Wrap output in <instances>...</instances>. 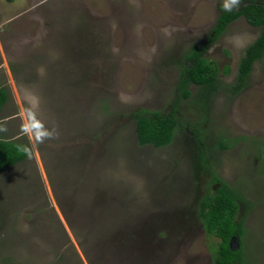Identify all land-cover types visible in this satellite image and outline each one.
<instances>
[{"label": "rangeland", "instance_id": "1", "mask_svg": "<svg viewBox=\"0 0 264 264\" xmlns=\"http://www.w3.org/2000/svg\"><path fill=\"white\" fill-rule=\"evenodd\" d=\"M251 1L0 0V137L27 152L0 173V264H213L198 206L215 178L240 192L232 245L264 264V58L237 88L262 29L240 18L210 43ZM194 49L216 90L184 98ZM174 106L173 143L140 146L134 113Z\"/></svg>", "mask_w": 264, "mask_h": 264}, {"label": "trees", "instance_id": "2", "mask_svg": "<svg viewBox=\"0 0 264 264\" xmlns=\"http://www.w3.org/2000/svg\"><path fill=\"white\" fill-rule=\"evenodd\" d=\"M240 18L246 19L251 26L261 28L262 32L258 39L248 47L240 63V84L237 87L239 90L245 86L254 63L264 58V4L251 1L249 4L242 5L239 10H223L213 29V37L210 39V43H214L226 32L231 23ZM205 53L206 51L194 49L187 56V59L192 62L182 67L179 85V91L182 92L184 98L191 96L188 87L192 84L207 86L212 91L216 90L214 83L219 71L218 66L207 59ZM8 98L9 91L0 84V119ZM175 111V106L173 112L169 114L145 109L136 111L134 119L139 145L159 149L170 146L178 129ZM26 157L27 152L22 145L0 137V173L23 162ZM205 160L203 155L202 162L204 163ZM215 181L220 183L219 188L214 193L203 196L198 206V217L207 235L219 240L217 245L212 247L213 264H247L244 260L243 247L235 249L232 245L233 238L242 244L246 233L243 221H237L241 202L240 192L219 178H215Z\"/></svg>", "mask_w": 264, "mask_h": 264}, {"label": "water", "instance_id": "3", "mask_svg": "<svg viewBox=\"0 0 264 264\" xmlns=\"http://www.w3.org/2000/svg\"><path fill=\"white\" fill-rule=\"evenodd\" d=\"M236 238H233L232 241H235Z\"/></svg>", "mask_w": 264, "mask_h": 264}, {"label": "clouds", "instance_id": "4", "mask_svg": "<svg viewBox=\"0 0 264 264\" xmlns=\"http://www.w3.org/2000/svg\"><path fill=\"white\" fill-rule=\"evenodd\" d=\"M0 20H1V18H0Z\"/></svg>", "mask_w": 264, "mask_h": 264}]
</instances>
